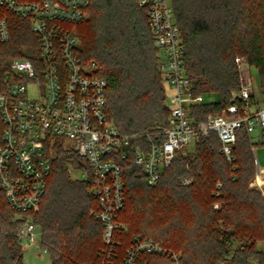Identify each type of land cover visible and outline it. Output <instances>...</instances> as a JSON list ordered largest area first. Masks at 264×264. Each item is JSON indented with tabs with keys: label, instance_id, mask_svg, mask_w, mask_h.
I'll list each match as a JSON object with an SVG mask.
<instances>
[{
	"label": "trees",
	"instance_id": "1",
	"mask_svg": "<svg viewBox=\"0 0 264 264\" xmlns=\"http://www.w3.org/2000/svg\"><path fill=\"white\" fill-rule=\"evenodd\" d=\"M171 3L194 94L216 93L220 98L192 106L197 121L240 103L244 70L238 57L244 66L260 70L264 92V0ZM73 29L81 40L79 56L96 61L97 74L108 82L107 112L120 132H152L155 125H168L160 53L139 0H90L88 18ZM33 49L36 38L29 25L17 21L10 41L0 42V89L10 61L29 56ZM1 128L0 120V143ZM236 132L232 162L212 134L198 140L193 152L179 151L155 185L147 182L132 153L123 162L125 206L118 215L129 235L154 239L180 253L183 264H264V248H259L264 243V195L251 185L257 173L253 148L264 147V130L258 143L244 128ZM47 150L51 174L37 208L17 216L0 189V264H24L25 243L19 231L26 216L37 224L41 248L52 264H97L103 225L92 212L98 200L91 194V179H74L70 172L73 167L90 172L87 160L58 141L49 142ZM138 264L170 261L144 253Z\"/></svg>",
	"mask_w": 264,
	"mask_h": 264
},
{
	"label": "built area",
	"instance_id": "2",
	"mask_svg": "<svg viewBox=\"0 0 264 264\" xmlns=\"http://www.w3.org/2000/svg\"><path fill=\"white\" fill-rule=\"evenodd\" d=\"M89 4L90 0H0V42L10 41L17 21L28 24L36 38V50L13 58L2 80L0 189L20 217L33 211L51 174L48 143L73 140L71 151L85 158L90 169L80 170L82 179H91L90 191L98 200L92 214L103 225L97 264H138L144 253L183 264L180 253L143 234L129 235L118 220L125 206L123 162L134 153V163L155 185L179 151L212 134L219 137L221 152L232 162L237 129L244 128L249 135L257 128L264 130V104L255 101L251 68L236 59L239 69L249 71L241 80L240 103L197 121L191 107L205 99L194 94L183 67L181 32L171 0H139L159 49L170 115L168 125H155L152 132L124 134L107 112L106 78L97 74L96 61H84L78 54L81 40L73 25L87 19ZM260 169L258 161V175ZM19 235L25 246H40L41 232L30 216L24 218ZM126 237L129 244L120 252Z\"/></svg>",
	"mask_w": 264,
	"mask_h": 264
},
{
	"label": "rangeland",
	"instance_id": "3",
	"mask_svg": "<svg viewBox=\"0 0 264 264\" xmlns=\"http://www.w3.org/2000/svg\"><path fill=\"white\" fill-rule=\"evenodd\" d=\"M250 71H251V83H252V87L254 89V94H255V101L257 102V104L263 105L264 104V92H263V88H262L263 77L260 73V70L256 67H251ZM244 76L247 78L249 76L248 67H245V69H244ZM164 86H165V91H166V95H167L168 90H167V87L165 84H164ZM30 94H32L31 91H30ZM202 96L205 99V103H216L220 99L216 93H203ZM262 132H263V129H261V128H257L255 131H253L250 134L252 141L255 143L262 141ZM53 141H56V140H53ZM60 142L63 145V147H65L66 149H69V150H71L74 146L73 140H70L68 138L61 140ZM195 146H196V143L193 142L189 146L184 148L183 152H185V153L193 152L195 149ZM254 150H256V153ZM253 152L255 155L257 168H258V161L259 160H260V164L262 166L260 169V174L258 175V171H257L253 182H255V180L257 178L259 179L260 176H261V180H264V149L262 147H254ZM71 176L74 179H82L81 171L79 169H76V168H72ZM251 185H252V183H251ZM254 187L261 190V192L264 195V183L262 185L254 184ZM17 216H18V214H17ZM40 246L39 245H35L32 247L25 246L24 255H23V263L24 264H52V259H51L50 254L48 252H45ZM259 248H264V243H260Z\"/></svg>",
	"mask_w": 264,
	"mask_h": 264
},
{
	"label": "crops",
	"instance_id": "4",
	"mask_svg": "<svg viewBox=\"0 0 264 264\" xmlns=\"http://www.w3.org/2000/svg\"><path fill=\"white\" fill-rule=\"evenodd\" d=\"M262 148L264 149V147H262ZM259 164H260V160H259ZM260 166H261V164H260ZM263 183H264V180H259L258 178L255 180V184L262 185Z\"/></svg>",
	"mask_w": 264,
	"mask_h": 264
},
{
	"label": "bare ground",
	"instance_id": "5",
	"mask_svg": "<svg viewBox=\"0 0 264 264\" xmlns=\"http://www.w3.org/2000/svg\"><path fill=\"white\" fill-rule=\"evenodd\" d=\"M259 179L261 180V176L259 177Z\"/></svg>",
	"mask_w": 264,
	"mask_h": 264
}]
</instances>
